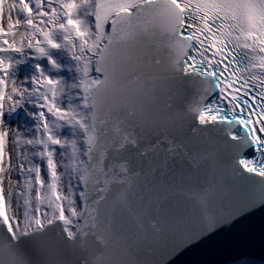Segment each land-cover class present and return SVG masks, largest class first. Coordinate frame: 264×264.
Wrapping results in <instances>:
<instances>
[{
	"label": "snow or ice",
	"instance_id": "snow-or-ice-1",
	"mask_svg": "<svg viewBox=\"0 0 264 264\" xmlns=\"http://www.w3.org/2000/svg\"><path fill=\"white\" fill-rule=\"evenodd\" d=\"M256 216L264 0H3L0 264H178Z\"/></svg>",
	"mask_w": 264,
	"mask_h": 264
},
{
	"label": "water",
	"instance_id": "water-1",
	"mask_svg": "<svg viewBox=\"0 0 264 264\" xmlns=\"http://www.w3.org/2000/svg\"><path fill=\"white\" fill-rule=\"evenodd\" d=\"M242 258L264 261V218L256 216L249 226L227 234L210 246L193 248L178 258V264H235Z\"/></svg>",
	"mask_w": 264,
	"mask_h": 264
},
{
	"label": "bare ground",
	"instance_id": "bare-ground-1",
	"mask_svg": "<svg viewBox=\"0 0 264 264\" xmlns=\"http://www.w3.org/2000/svg\"><path fill=\"white\" fill-rule=\"evenodd\" d=\"M3 3V1H2ZM2 6V4H1ZM17 58L19 60L23 59V57L15 56L14 60ZM33 61H28L26 63H20L16 66L14 69L15 75H17L18 78L23 79L25 76H31L34 72V69L32 67ZM29 111H32L33 109L31 106H28ZM8 122L13 126V127H19V128H24V127H30L33 125L34 121L32 120L31 117L28 116L27 112L24 109L17 110L16 112L12 113L11 116L8 118ZM254 261V260H253ZM255 264H264V261H254ZM235 264H238L235 263Z\"/></svg>",
	"mask_w": 264,
	"mask_h": 264
},
{
	"label": "rangeland",
	"instance_id": "rangeland-1",
	"mask_svg": "<svg viewBox=\"0 0 264 264\" xmlns=\"http://www.w3.org/2000/svg\"><path fill=\"white\" fill-rule=\"evenodd\" d=\"M2 1H3V0H0V6H1V4H2ZM13 59H14V58H13ZM15 60H16V59H15ZM17 60H19V59L17 58Z\"/></svg>",
	"mask_w": 264,
	"mask_h": 264
}]
</instances>
